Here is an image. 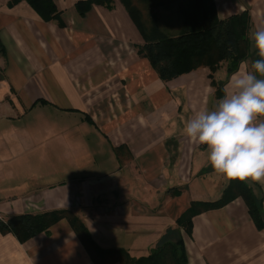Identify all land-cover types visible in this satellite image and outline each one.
<instances>
[{
	"label": "crops",
	"instance_id": "crops-1",
	"mask_svg": "<svg viewBox=\"0 0 264 264\" xmlns=\"http://www.w3.org/2000/svg\"><path fill=\"white\" fill-rule=\"evenodd\" d=\"M52 2L53 14L38 0H0V221L67 210L103 249L147 256L180 234L183 264H264V186L239 180L257 222L238 179L218 174L207 145L183 132L259 58L249 35L264 25V0H214L219 20L249 16L236 69L222 60L166 79L138 54L154 36L123 1ZM0 264L95 263L61 218L24 242L0 230Z\"/></svg>",
	"mask_w": 264,
	"mask_h": 264
},
{
	"label": "trees",
	"instance_id": "trees-1",
	"mask_svg": "<svg viewBox=\"0 0 264 264\" xmlns=\"http://www.w3.org/2000/svg\"><path fill=\"white\" fill-rule=\"evenodd\" d=\"M40 6L55 13L52 0H38ZM92 1V0H91ZM110 4L113 0H94ZM153 38L138 47V54L148 59L159 77L166 79L189 71L200 65L211 70L226 60L234 70L249 51L247 32L249 16L241 12L224 20L217 19L214 0H121ZM90 2V1H89ZM87 4V3H86ZM80 5L78 2L77 6ZM79 7V6H78ZM143 10L150 23H142ZM175 33V30H177ZM236 186L245 188V201L253 219L259 220L257 201L251 190L237 181ZM226 201V194L216 201L199 202L198 210L219 207ZM186 217V216H185ZM184 217V218H185ZM61 218H66L71 228L89 253L95 264H183L186 253L180 234L175 241H162L147 256L133 257L125 249H103L91 238L82 221L67 210L47 211L41 214L12 215L0 221L1 231H11L20 242L46 232ZM184 218L183 228L189 225ZM184 220V222H183ZM188 221V222H187Z\"/></svg>",
	"mask_w": 264,
	"mask_h": 264
},
{
	"label": "clouds",
	"instance_id": "clouds-1",
	"mask_svg": "<svg viewBox=\"0 0 264 264\" xmlns=\"http://www.w3.org/2000/svg\"><path fill=\"white\" fill-rule=\"evenodd\" d=\"M249 40L259 57L251 70L232 76L233 91L213 110L199 111L186 121L183 132L207 145L212 168L229 179L251 180L264 186V25Z\"/></svg>",
	"mask_w": 264,
	"mask_h": 264
}]
</instances>
